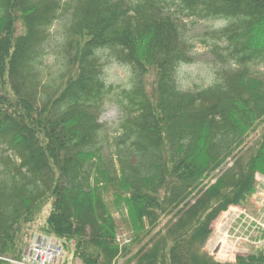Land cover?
Here are the masks:
<instances>
[{
  "label": "trees",
  "instance_id": "trees-1",
  "mask_svg": "<svg viewBox=\"0 0 264 264\" xmlns=\"http://www.w3.org/2000/svg\"><path fill=\"white\" fill-rule=\"evenodd\" d=\"M60 12L59 72L46 76L41 64ZM183 15L222 20L200 41L224 64L193 89L174 76L195 43ZM105 57L128 71L115 96L123 110L118 167L100 151ZM259 63L264 0H0V85L8 86L0 91V264L19 256L49 197L41 229L74 240L84 264H112L132 241L120 251L105 191L127 207L134 236L153 231L132 264H264L262 252L221 258L202 250L220 215L250 191L255 170L264 171V128L250 141L264 116V76L250 72Z\"/></svg>",
  "mask_w": 264,
  "mask_h": 264
},
{
  "label": "rangeland",
  "instance_id": "rangeland-1",
  "mask_svg": "<svg viewBox=\"0 0 264 264\" xmlns=\"http://www.w3.org/2000/svg\"><path fill=\"white\" fill-rule=\"evenodd\" d=\"M66 2V0H62ZM65 10L64 7L60 10ZM183 21L188 26V32L192 39L195 41L192 50L189 52L190 59L181 61L176 66L174 76L177 85L182 89H193L201 86H206L214 81L216 76V70L224 64L222 58H219L216 52H214L207 44L200 41V38L206 37L205 33L212 26L219 25L222 20L220 19H204L199 17H192L183 15ZM65 19V12H60L57 20L50 27L47 38L46 54L41 66L44 68L46 76L55 75L59 72L60 62L56 59V51L58 40L63 34V23ZM143 42L140 44L141 47ZM145 66L148 68L146 74L148 76V82L154 80L153 67L144 61ZM103 68V77L109 88L108 92L104 94L101 102V110L98 114V120L102 123V129L100 132L102 139L101 155L105 160L113 158L115 166L118 167L117 159V146L115 144L116 138L121 134L120 121L123 115V110L119 107L115 101V96L120 92L121 88L125 86L127 80V66L121 64L117 60L111 57H105ZM250 72L260 73L264 76V64H251ZM0 91L6 93L8 91L7 85H0ZM247 110V103H242ZM243 109V108H242ZM249 110V108H248ZM253 132L250 135V141L253 143L258 142L261 136V129L264 127V116L261 120H255L253 122ZM5 144L1 143L0 147ZM252 146V145H249ZM251 148V147H250ZM5 154L10 158L19 161V157L13 153L12 150H7ZM233 159L229 158L224 161L214 171L217 172L223 166L226 167L232 163ZM264 164V158L261 165ZM92 172H95L93 165ZM94 176V175H93ZM211 179V178H210ZM104 202L110 207L112 216L116 220L118 226L115 239L121 251L125 244H129L124 253H120L112 260V264H124V262L131 257L130 263L134 262L132 257L133 253L141 245H148L150 242V236L153 231L145 233L142 237L137 238L133 235L130 227L128 226L129 218L127 216V207H117L113 203L112 195L109 191H105ZM39 215L34 221L29 223V235L23 240V249L19 256L7 258V264H29L24 261V253L27 251L28 245L32 241L34 233H42L50 236L51 238L58 239L63 246L64 254L61 264H84L81 259L74 257L73 248L75 246L74 240L65 241L63 243L62 238L47 233L41 229L45 225L47 218L52 209V198H45L41 204ZM164 220V219H163ZM220 236L219 243L215 242L216 236ZM64 239V238H63ZM226 243L231 247L229 251L219 252L221 244ZM202 250L214 257L227 258L231 254H257L262 252L264 255V171L256 169L254 172L253 184L250 191L245 195V198L240 202L232 204L218 218L214 228L209 233L208 237L202 245ZM32 264H37L33 261Z\"/></svg>",
  "mask_w": 264,
  "mask_h": 264
},
{
  "label": "built area",
  "instance_id": "built-area-1",
  "mask_svg": "<svg viewBox=\"0 0 264 264\" xmlns=\"http://www.w3.org/2000/svg\"><path fill=\"white\" fill-rule=\"evenodd\" d=\"M27 251L23 254L24 261L32 264H61L64 250L58 239L51 238L46 234L34 233Z\"/></svg>",
  "mask_w": 264,
  "mask_h": 264
},
{
  "label": "bare ground",
  "instance_id": "bare-ground-1",
  "mask_svg": "<svg viewBox=\"0 0 264 264\" xmlns=\"http://www.w3.org/2000/svg\"><path fill=\"white\" fill-rule=\"evenodd\" d=\"M219 237L220 236H218V235L216 236L215 242H218L219 243V241H220ZM230 249H231V247L227 246L226 243H223L219 247V252L229 251Z\"/></svg>",
  "mask_w": 264,
  "mask_h": 264
}]
</instances>
